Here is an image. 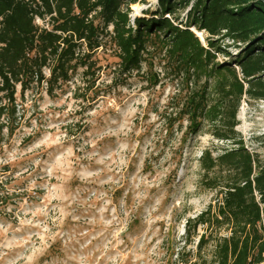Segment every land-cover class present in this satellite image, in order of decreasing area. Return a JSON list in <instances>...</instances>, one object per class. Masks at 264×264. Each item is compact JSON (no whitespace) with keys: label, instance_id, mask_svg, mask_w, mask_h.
Listing matches in <instances>:
<instances>
[{"label":"rangeland","instance_id":"374dc122","mask_svg":"<svg viewBox=\"0 0 264 264\" xmlns=\"http://www.w3.org/2000/svg\"><path fill=\"white\" fill-rule=\"evenodd\" d=\"M194 2L162 16L159 0H138L130 21L176 18L206 45L207 33L189 19ZM215 40L227 52L216 53L218 63H233L246 47ZM146 48L142 70L128 79L115 71L107 42L94 57L95 78L84 81L78 69L53 95L46 83L25 94L17 87L16 129L0 135V198L8 196L0 201V264H212V242L198 253L202 227L182 250L185 223L221 199L201 184L202 153L236 145L213 137L208 123L190 134L180 106L191 85L165 66L159 40ZM237 124L238 138L264 160V100L245 96Z\"/></svg>","mask_w":264,"mask_h":264},{"label":"trees","instance_id":"16d2710c","mask_svg":"<svg viewBox=\"0 0 264 264\" xmlns=\"http://www.w3.org/2000/svg\"><path fill=\"white\" fill-rule=\"evenodd\" d=\"M191 1L159 0L161 14L175 16ZM137 2L0 0V135L16 129L18 86L25 94L34 84L46 83L47 93L53 95L78 69L83 70L84 81L95 78L101 68L94 57L107 42L115 48V71L128 79L142 70L147 41L154 37L166 47L165 66L171 67L174 78L192 87L180 106V118H187L190 134L208 123L213 137L236 145L218 156L205 150L199 158L201 184L217 190L221 199L186 220L182 250L202 227L198 253L212 242V264H262L264 160L248 151L235 129L243 98L264 100V1L195 0L189 19L207 33L206 45L189 25H176V18L136 19L133 26L129 6ZM216 37L246 47L233 63H218L216 53L227 52ZM44 70L49 71L48 78ZM7 199L2 196L0 201Z\"/></svg>","mask_w":264,"mask_h":264}]
</instances>
